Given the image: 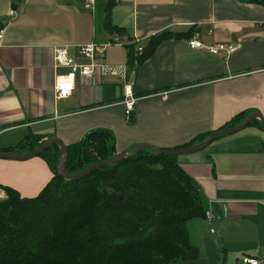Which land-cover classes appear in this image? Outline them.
Returning <instances> with one entry per match:
<instances>
[{"label": "crops", "instance_id": "1", "mask_svg": "<svg viewBox=\"0 0 264 264\" xmlns=\"http://www.w3.org/2000/svg\"><path fill=\"white\" fill-rule=\"evenodd\" d=\"M250 1L115 0L112 22L126 30L122 36L105 27L110 0H0V151L29 135L55 137L68 147L99 129L114 135L116 155L139 145L178 150L239 116L244 122L258 113L264 120V7ZM193 27L204 44H232L235 51L213 56L190 49L188 39H176L129 68L126 45ZM115 36L123 45L108 47ZM89 43L100 47L104 64L124 68L126 76L79 80L69 98L58 99L56 78L66 70L54 69V48L67 47L75 62L85 63L78 47ZM129 84L136 104L128 119L124 90ZM176 160L213 218L188 224L200 257L180 263L202 259L197 240L205 230L212 238L204 241L222 245L236 264L244 257L264 264L262 125L250 124ZM53 177L41 156L0 159V185L22 197H36Z\"/></svg>", "mask_w": 264, "mask_h": 264}, {"label": "trees", "instance_id": "2", "mask_svg": "<svg viewBox=\"0 0 264 264\" xmlns=\"http://www.w3.org/2000/svg\"><path fill=\"white\" fill-rule=\"evenodd\" d=\"M250 3L264 7V0ZM114 5L110 0L105 27L123 36L126 30L112 22ZM194 29L151 37L141 45V53L140 45H126L129 68L151 59L166 41L191 39ZM241 117L221 130L241 125ZM254 123L261 126L258 120ZM209 135L197 136L185 148L203 143ZM45 141L29 135L2 152L28 154ZM66 148L64 170L71 176L116 156L115 137L103 129ZM40 156L54 177L39 195L22 197L0 185L6 193L0 199V264H178L199 259L188 224L204 219L206 208L176 157L143 151L89 177L68 181L58 174L59 145L52 144Z\"/></svg>", "mask_w": 264, "mask_h": 264}, {"label": "built area", "instance_id": "3", "mask_svg": "<svg viewBox=\"0 0 264 264\" xmlns=\"http://www.w3.org/2000/svg\"><path fill=\"white\" fill-rule=\"evenodd\" d=\"M12 15H15L12 13ZM4 39V27L0 26V44ZM139 42V41H138ZM137 42V43H138ZM123 43L115 36L113 40L108 44L111 46H121ZM188 46L192 50H204L205 52L213 56H222L231 54L235 51V46L232 44H217L207 45L201 40L199 34L188 40ZM79 55L86 60L85 63H77L69 55L67 47L54 48V69L57 71L66 70V72H60L56 78V94L57 98L67 99L69 98L76 88L77 81H92L95 82L98 77L103 76H126V70L124 68H113L104 64L101 57L102 51L100 47L95 43L84 44L78 47ZM139 53L142 52L141 45L138 47ZM124 104L126 106V118H131L134 112L136 98L133 92L132 85L125 86L124 90ZM205 219L208 223H212V217L209 212L205 214ZM214 230H212V233ZM240 264H260L258 259L251 257L242 258Z\"/></svg>", "mask_w": 264, "mask_h": 264}, {"label": "water", "instance_id": "4", "mask_svg": "<svg viewBox=\"0 0 264 264\" xmlns=\"http://www.w3.org/2000/svg\"><path fill=\"white\" fill-rule=\"evenodd\" d=\"M255 120H260L261 125L264 129V120L262 119L261 115L258 113H254L251 116H249L245 120L244 123H242L241 125H239L237 127L228 128L225 130H218V131L212 133L203 143L196 144V145H193V146H190L187 148L178 149V150H165V149H160V148L148 146V145H139V146H136L134 150H129L123 154L116 155L109 160L99 162L96 165H94V166L88 168L87 170H85V171H83L77 175H74V176L67 174L64 170L65 164L67 161V157H68V151H67V148L64 145V143L60 139L55 138V137L48 138L41 148L36 149L33 152L28 153V154H14V153H8V152L0 151V159L26 161V160H29L31 158H35V157L40 156L42 153L47 151L52 144H57L61 148V159L59 161L58 168H57L58 174L60 176L64 177L68 181H78V180H81L83 178L89 177L91 174L99 171L100 169H102L104 167L117 165L120 162L128 159L129 157H133L136 154L143 152V151H151L156 155L174 156V157H177L180 155L192 154V153L201 151V150L205 149L206 147H208L210 144H212L217 138H219L221 136L235 134V133L245 129L246 127H248Z\"/></svg>", "mask_w": 264, "mask_h": 264}, {"label": "rangeland", "instance_id": "5", "mask_svg": "<svg viewBox=\"0 0 264 264\" xmlns=\"http://www.w3.org/2000/svg\"><path fill=\"white\" fill-rule=\"evenodd\" d=\"M247 1L248 0H240V2H247ZM9 161L22 162L19 160H9ZM0 190H1L0 192H3V194L6 195L5 191L2 188H0ZM214 228L216 229L217 227L214 226ZM207 237H209L210 239L212 238L209 235L208 231L205 232V230H202L201 231V237L199 238V240H197V243H198L197 247L199 249H201L202 254H203V257L200 261L191 262V263H180L179 262L178 264H236L237 263V260L235 261L233 257L228 256L226 254L222 245L220 247L219 244H218V246L207 244V242L204 241ZM208 242H210V241H208Z\"/></svg>", "mask_w": 264, "mask_h": 264}]
</instances>
